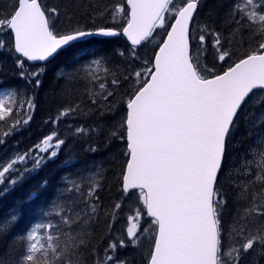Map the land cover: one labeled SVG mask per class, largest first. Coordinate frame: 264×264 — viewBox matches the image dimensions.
I'll use <instances>...</instances> for the list:
<instances>
[{
	"label": "snow or ice",
	"instance_id": "snow-or-ice-1",
	"mask_svg": "<svg viewBox=\"0 0 264 264\" xmlns=\"http://www.w3.org/2000/svg\"><path fill=\"white\" fill-rule=\"evenodd\" d=\"M204 5L205 0H125L111 11L113 21L122 17L118 27L77 25L63 32L58 26L60 10L42 6L41 0H13L10 9L0 8V50L15 59L20 77L30 83L34 79L36 87L45 67L30 71L27 61L48 63L91 36L125 37L130 41L129 57L139 60L137 48L161 37L153 58L128 75L120 73L118 66L104 70V77L111 79L98 75L103 56L83 65L79 53L72 58L79 65L74 71L86 73L89 112L98 121L94 129L75 128V134L98 129L107 134L108 142L126 145L120 191L122 200L134 198V214L127 218V243L117 238L109 241L102 257L97 253L89 230L99 207L97 174L86 178V192L80 182L66 178L59 200L44 213L45 217L54 213L59 221L34 224L20 236L26 243L15 264H89L90 255L91 264H129L117 257V249L137 245L143 233H151L148 264H245L250 253L264 255V0H235L224 14L222 23L224 30L231 29L229 35L251 31L258 40L256 50L243 53L226 69L223 65L235 55L226 45L233 41L222 40V32L210 23L197 27ZM216 14L209 8L210 19ZM208 37L222 69L219 73L205 62ZM67 83L66 92L74 94L73 80ZM123 84L129 85L125 98L113 103ZM18 97L17 89L0 90V121L11 116L14 107L26 106L29 112L35 108L32 98ZM118 104L124 109L117 119ZM78 110L79 105L66 107L50 122L57 124ZM30 119L15 121L2 135H10ZM241 123L252 144L242 162L226 172ZM4 142L0 138V144ZM64 144L53 131L27 152L0 163V193L57 157ZM249 155L253 158L247 159ZM252 164L254 168L248 166ZM121 207L116 203L114 211ZM143 216L148 223L142 228ZM15 220L13 215L0 224V235H6Z\"/></svg>",
	"mask_w": 264,
	"mask_h": 264
},
{
	"label": "trees",
	"instance_id": "trees-1",
	"mask_svg": "<svg viewBox=\"0 0 264 264\" xmlns=\"http://www.w3.org/2000/svg\"><path fill=\"white\" fill-rule=\"evenodd\" d=\"M232 0H205L204 7L200 10L198 17V24L203 25L210 23L211 27L216 31H221V27L225 29V25L222 23L224 14L227 12L228 3ZM13 0H0V8H11ZM42 6L51 8L56 7L62 13L58 26L60 30L68 31L69 27H75L77 25L90 29L99 26L118 27L120 23L118 19L113 21L107 15H110L112 8L116 5L125 3V0H41ZM209 8L216 10V16L211 18L208 15ZM103 12V16H99L98 13ZM231 29H228L226 37L232 40L231 45H226L232 51L235 52L232 59L228 63L223 65V69H226L230 64L236 62L239 58L243 57V53L256 50L258 40L253 38L251 32L243 35L244 43L240 44V37L236 34L235 37L229 35ZM223 35V33H222ZM161 37L159 36L154 47L156 50V44L159 43ZM212 43L207 42L206 55L212 56L215 51ZM130 44L126 42L124 37H112L104 38L100 36H91L84 42H79V45L74 48H70L65 52H62L55 59L48 63H41L42 67H45L44 73L41 75V84L38 87L39 96L32 99L35 104L36 113L31 116L29 120V127L22 129L20 135L16 139L17 146L23 152L29 150V146L36 143L39 139V135L43 129L44 122L49 121L55 112H60L66 107L73 105H79L85 107L81 110L79 117L75 118L74 123L77 127L81 125L85 127L88 120H97V116L89 112V108L92 106L88 99V94L84 89L88 86V79L84 72H76L75 68L79 65H74L72 62L73 56L79 53L83 59L80 60V64L83 65L90 57H105V65L108 69L119 67L120 73L128 75L130 72L137 71L140 65H144V60H151L153 53L147 52L145 49L143 54H147L148 57L144 58L142 62L139 60H133L128 55V49ZM123 51L125 55L119 56L116 50ZM151 51V50H150ZM139 54V52H137ZM209 67H215L219 73L222 69L220 63L206 61ZM38 63L31 64L28 61L25 64L29 70L35 71ZM58 73H65L63 77ZM111 78V77H108ZM73 80L72 88L76 89L74 94H69L66 89L69 87L67 81ZM19 75V70L16 66L15 59L6 53L4 50H0V89L1 88H14L20 89L23 86V81ZM32 87L36 88L35 82H32ZM128 84H123L117 91V99L120 101L126 96V90ZM50 95V96H49ZM113 103H116L114 101ZM120 105V110L124 105ZM112 117V116H111ZM110 116L107 117L109 119ZM64 122L66 118L62 119ZM56 125V124H55ZM49 127V123H46ZM97 124L92 127L96 128ZM64 126H61L63 130ZM95 135V142L90 141L95 145L96 151H91L92 145H83L82 148H78L80 142L77 141L74 145L73 158L64 162L62 159L53 158L46 161L40 166L34 173L26 176L20 183L10 188L7 193H0V224L10 220L11 216H15L16 220L11 221L6 235H0V261L3 264H15L18 254L22 250V245L26 241L22 242L19 237L25 235L30 226L38 219H44V222L52 220L54 223L59 221V217L50 215L45 217L44 213L51 211L50 205L59 200L61 193L63 192V185L66 178L75 179L81 183L83 191H87L88 182L83 177V171L86 166L89 165L91 160H95L89 169V173L97 166V170L94 172L98 176L96 182L101 187L97 190L99 195V207L95 213V219L89 222V230L92 236L91 246L97 249V253L103 251L108 239L111 236V225L114 217V205L117 203L118 196L121 194V177L126 157L121 155L126 149V145L120 141L112 143V149L107 152V148L104 146L107 141L101 136L99 130L92 131ZM106 134V133H105ZM88 136L85 141H89L90 132H87ZM31 140H28V139ZM35 140V141H34ZM235 141V139L233 140ZM233 143V142H232ZM66 144V142H65ZM24 145V146H23ZM120 147V154L118 156L117 146ZM63 150L62 148H60ZM231 155H233L235 148L232 147ZM107 152V154H106ZM107 155V156H106ZM87 157L91 159L86 160ZM110 158H113L111 160ZM96 162H100L97 164ZM228 163L225 171H228ZM45 181L47 182L45 184ZM65 196H70V193L64 192ZM45 231V230H44ZM50 231V230H49ZM147 250L141 253L136 264H146L148 261ZM143 257V258H142ZM93 257H88L89 264H91ZM142 259V260H141ZM261 264H264V260Z\"/></svg>",
	"mask_w": 264,
	"mask_h": 264
},
{
	"label": "rangeland",
	"instance_id": "rangeland-1",
	"mask_svg": "<svg viewBox=\"0 0 264 264\" xmlns=\"http://www.w3.org/2000/svg\"><path fill=\"white\" fill-rule=\"evenodd\" d=\"M222 2L224 0H221ZM235 2V0H232L230 3H228V9L227 11L231 8V6L233 5V3ZM112 11V10H111ZM107 18H111V12L110 15L106 14ZM118 22H122V17L118 16L117 17ZM201 26L200 24L197 25V27ZM221 31L223 33L222 35V40L224 37H226V33L228 30H224V28L221 27ZM251 31H247L244 32L243 34L237 33L239 36H243L245 34H249ZM159 36L156 37V41L158 40ZM5 40H8L9 37L5 36L4 37ZM156 41L154 43L148 44L145 47H138L136 52H139V54H137V56L139 57V61L142 62V60L144 58H147L148 55L147 54H143L142 51L145 49L147 52L153 53L154 52V45L156 43ZM207 42L212 43L211 41V37L207 38ZM151 50V51H150ZM214 54L212 56L206 55V61H212V62H217V58H216V53L215 51H213ZM96 58V57H90L86 60V63H88L89 60ZM42 67V65H38L35 69V71ZM142 68H144L143 65H140L139 69L137 71H140ZM108 69L107 66L104 64L102 65V68L98 71V75H100L102 78H106V79H111L108 77H104V70ZM93 71H96L95 66H93ZM32 71V70H30ZM84 74L86 75V73L84 72ZM41 78V76L39 77ZM32 82H35V80L33 79ZM32 82L30 83L28 80L23 81V86L22 88L18 89L19 92V97L18 99H27V98H32L35 99L36 97L39 96L38 94V87L33 88L32 87ZM9 89V87L1 88L0 90H6ZM50 96V95H49ZM116 102H118L117 97H115ZM113 101V102H114ZM118 107L120 108V105L118 104ZM124 107V106H123ZM118 108V115L115 118H119V115H123V109H119ZM85 107H80V109L76 112L73 113L71 116L67 117V120L64 122L62 119L59 123H57L56 125L51 123V120H55V118L57 117V115L59 114L58 112H55L52 116V118L48 121L49 123V127L46 126V121L44 122V126L43 129L41 131V133L39 135H37V137L39 138L36 143H34L33 145L29 146L28 149L33 148L36 144H38L44 137H46L47 135L51 134L53 131H56L59 133V136L61 139H64L66 144L62 145L61 148L63 150H59L57 157L58 159H62L64 162L71 160L73 157L71 156L73 154V149L75 147V143L77 141L80 142L78 148H82L84 144L86 147L87 145H92V147H95V145L92 142H95V135H93L92 131L90 132V139L89 141H85L84 139H86L88 136L87 133L83 134V135H79V134H75V128H77V126L74 123L75 118L79 117L81 114V110H84ZM36 113V109L34 108L33 110H31L30 112L28 111L27 107L25 106L24 108L20 109L18 107H14V112L11 116L7 117L5 120L0 121V138H3L5 140V142L3 144H0V163H6L8 161H10L12 158H14V156L17 153H24L22 150L17 149L19 148L17 146V137L20 135L22 129H26L29 127V121L27 124H23L21 123V125L15 130L13 131L10 135L4 137L2 134L6 133L9 131L10 126H12L15 121L20 120H26L28 119V116H34V114ZM113 119V117L110 116V118L108 120ZM98 121L97 120H88L86 122V125L84 128H88V129H92V127H94L95 124H97ZM61 126H64L63 130H61ZM82 126V125H81ZM98 130V129H97ZM107 134L103 133V135L101 136L102 138H104V141H107V144L104 145L107 148V152L112 149V143L117 141V140H112L111 142H108V140L106 139ZM28 140H31L30 138ZM35 141V140H34ZM232 147L235 148V151L233 153V155H231L230 151V156H229V163H228V171H230L233 166L241 163L242 161L240 160L241 157H245V149L252 144V140L251 138H249L247 136V133L245 131V126L243 123H241L240 125V129L238 132H236L235 134V141H232ZM24 146V145H23ZM253 147H255V145H252ZM120 147L121 145L117 146V150H118V156L120 154ZM232 149V148H231ZM28 151V150H27ZM26 151V152H27ZM106 152V154H107ZM108 155V154H107ZM106 155V156H107ZM121 155H123V153H121ZM247 159H252L253 155H249L248 157H246ZM91 159L90 157H87L86 160ZM111 160H113V158H110ZM258 159V158H257ZM48 161V160H46ZM95 162V160H91L89 162V165L86 166L85 170L83 171V177L87 178L90 176H93V174L89 173V169L91 167V164H93ZM97 164H100V162H96ZM44 164V163H43ZM42 164V165H43ZM41 165V166H42ZM27 167L31 168V162H28ZM249 167H255L254 164L252 165H248ZM23 167V166H21ZM39 168V167H38ZM38 168L34 169L33 171H31L29 174H27L26 176L34 173ZM97 170V166H95V168H93V170L91 171V173H94ZM98 175H96L94 178L97 180ZM118 201L117 203H121L122 207L119 210H115L114 211V217H113V222L111 225V236L108 239L106 245L104 246L103 250L107 247L109 241L117 239V238H125L126 239V229L129 226V221H128V216L129 215H133L134 214V210H133V200H127L124 199L122 200V193L118 196ZM135 207H140L139 204H136ZM37 223H44V219H38L37 221H35L31 226ZM148 223V218L146 216H143L142 220H141V227H145L147 226ZM29 230V229H28ZM27 230V231H28ZM41 232L43 233L44 230H41ZM27 233V232H26ZM151 233H143L141 235L140 241L137 243V245L135 246H128L125 248H118L116 255L118 258H126L129 261V264H136L139 256L141 253H144L146 250L147 252H150L151 250V246H150V241L148 239V237H150ZM126 243H127V239H126ZM99 255L102 257L104 255V251H100ZM254 256L255 254H249L245 257V264H254ZM143 258V257H142ZM149 258V257H148ZM142 260V259H141ZM255 260L258 261V264H261L264 260V255H260V256H255ZM148 261V260H147ZM147 264V263H146Z\"/></svg>",
	"mask_w": 264,
	"mask_h": 264
},
{
	"label": "water",
	"instance_id": "water-1",
	"mask_svg": "<svg viewBox=\"0 0 264 264\" xmlns=\"http://www.w3.org/2000/svg\"><path fill=\"white\" fill-rule=\"evenodd\" d=\"M89 38V37H88ZM124 39L126 40V42L128 43V44H130V41H127V39L124 37ZM156 51H158V48H156V50H155V52ZM154 52V53H155ZM154 55V54H153ZM29 62H34V63H42V62H40V61H29ZM148 264V263H147Z\"/></svg>",
	"mask_w": 264,
	"mask_h": 264
},
{
	"label": "bare ground",
	"instance_id": "bare-ground-1",
	"mask_svg": "<svg viewBox=\"0 0 264 264\" xmlns=\"http://www.w3.org/2000/svg\"><path fill=\"white\" fill-rule=\"evenodd\" d=\"M243 58V57H242ZM238 61V60H237ZM29 62V61H28ZM29 63H31V64H35L34 62H29ZM42 63H45V62H42ZM38 64H41V63H38Z\"/></svg>",
	"mask_w": 264,
	"mask_h": 264
}]
</instances>
